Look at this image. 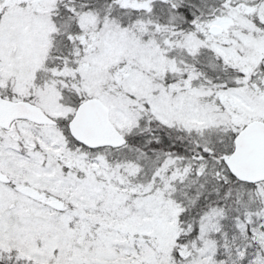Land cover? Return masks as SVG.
<instances>
[{
	"label": "snow or ice",
	"instance_id": "1",
	"mask_svg": "<svg viewBox=\"0 0 264 264\" xmlns=\"http://www.w3.org/2000/svg\"><path fill=\"white\" fill-rule=\"evenodd\" d=\"M0 264H264V0H0Z\"/></svg>",
	"mask_w": 264,
	"mask_h": 264
}]
</instances>
